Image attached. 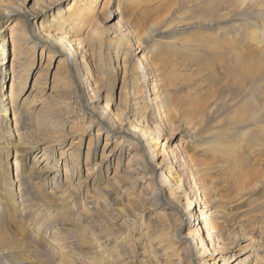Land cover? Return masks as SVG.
<instances>
[{
  "label": "rangeland",
  "instance_id": "obj_1",
  "mask_svg": "<svg viewBox=\"0 0 264 264\" xmlns=\"http://www.w3.org/2000/svg\"><path fill=\"white\" fill-rule=\"evenodd\" d=\"M105 1L96 0L99 10L96 18H93V28L85 23L86 27L79 35L70 36L82 39L81 44L74 45L75 58L79 62L76 66L71 56L64 61L57 48L36 39L32 29L42 25L56 38L63 37L65 33L60 29L68 28L70 19L74 17L71 14L87 0H0L1 6L12 9L20 5L31 11H39L41 6L49 7L44 14H38L30 20L25 12L2 16L3 21L7 19L8 41L5 62L0 65V70L5 68L0 83L7 97L6 102L11 101L10 107L14 106L17 113L15 117V111L13 113L12 108L9 110L10 128L15 132V142L20 143L21 147H24L23 141L25 145L30 139L36 142V148L29 149L27 159L21 156L25 152L17 156L24 160L28 180L38 182L41 186L39 192H31L22 185L15 168L18 166L20 170V159L17 165L13 164L15 146L9 159L11 164L5 163V169L11 167L14 172V191L17 201L21 203V223L45 241L52 242L60 250L57 256L63 261L72 258L79 261L69 264H98L92 258L94 252L101 253L98 259L103 264H201V260L205 263L214 260L215 264H236L250 253V264H264V164L259 174L261 182L254 181L252 189L246 191L239 188L241 182L236 170L244 173L259 166L257 161L260 159L264 162V141L253 144L243 137L239 141L235 135L230 136L228 133L231 126L227 127L226 122L233 109L225 105L221 108L218 102L223 92L227 93L230 88V81L221 75L216 64L198 66L196 59L199 56L189 53L195 46L192 49L170 46L166 42L168 38L165 37L164 42H155L144 33L155 19H163L159 28L163 30L168 25L169 33L174 31L172 40L177 41V44L202 36L205 32L199 20L207 11L204 2L110 0L109 8L105 9ZM246 3L255 11L260 10L251 16L257 20L254 27L257 26V33L264 42V7L257 5L262 0H246ZM115 8L122 11L120 27L113 26L119 17L112 14ZM19 18L24 19L19 29L23 31V28L24 33L13 39L11 28ZM0 25L3 26V23ZM118 31L125 35L121 37ZM32 43L37 45L28 48ZM118 46L130 47L133 57L121 54L117 58ZM138 56L148 67L149 78H143V68H139V71L134 69V64L139 65L136 64ZM14 60L16 63L13 68ZM88 72L95 81V95L103 98L99 105L112 99L114 111H126L113 127L103 130L99 140L96 138L98 122L88 129L93 112L82 99L88 85L83 87L78 81L79 75L84 76ZM14 75L17 77L13 82ZM153 82L156 88H153ZM122 87L124 91L121 95ZM25 103H28L30 115L25 116L23 126L18 121L21 120L20 108L25 107ZM206 105L208 108L205 110ZM129 121L138 122L148 132L147 136L154 139L153 143L160 137L158 156L154 157L153 164L147 162L151 170L144 173L146 176L143 170H133L136 162L144 157L145 147L143 143L135 142L133 131H128ZM3 140L0 139V145L5 150L2 152L4 157L3 153L8 149L2 143ZM164 142L165 149L162 147ZM119 143L121 148L114 151ZM216 144L222 148L228 146L226 152L221 153V150L216 149ZM172 149L176 153H172ZM182 149L207 164L200 165L198 179L192 172V180L188 175L180 184L176 181L174 190L177 193L173 198L177 205L184 206L180 213L176 207L170 206L171 200L167 196L160 194L156 204L154 190L160 183L162 172L175 176L174 170L178 169L179 174L182 173L183 168L178 166L180 162L175 159ZM46 150L50 151L46 153ZM135 153L140 158L134 160L131 156ZM181 157L184 160L183 154ZM2 167L4 163L0 164ZM211 180L214 182L212 185ZM198 187H201L198 195L205 205L216 202L209 205L211 210L217 212L210 226L213 243L206 230L200 235L201 244L180 238L182 233L178 229L181 223H184V233L187 231L185 223L189 221L188 215L184 213L187 198L189 195L194 198ZM43 194L52 198L62 197L67 202L62 199L43 202ZM93 199H96V205L90 203ZM196 210H200L199 204ZM91 211L95 221L90 223L85 221V217ZM12 221H8L9 230L14 229ZM83 225H87L83 233L89 242L80 245L81 237L74 233ZM97 236L102 239H96ZM217 236H221V242ZM27 239L28 244L30 238ZM114 241L116 246H113ZM24 243L22 254L25 256ZM35 245H27L38 252L35 264H55L43 246L39 243ZM195 248L199 254H196ZM61 251L72 254L65 255ZM256 254L262 256V262L256 258ZM0 264L26 263L25 259L16 260L0 251Z\"/></svg>",
  "mask_w": 264,
  "mask_h": 264
},
{
  "label": "bare ground",
  "instance_id": "obj_2",
  "mask_svg": "<svg viewBox=\"0 0 264 264\" xmlns=\"http://www.w3.org/2000/svg\"><path fill=\"white\" fill-rule=\"evenodd\" d=\"M202 1L204 2V5L207 8L205 15H201L200 20H199L200 23L202 24L201 25L202 31L205 32L202 36H199L198 38L190 40V41L187 40V41H183L182 43L180 42L179 44H177L178 43L177 41L172 40L171 34L174 31H171L169 33L170 29L168 28L169 27L168 25L164 27L163 30L159 28V24L160 22L162 23L163 19H160L158 21L157 19H155V21L149 25V27L147 28L146 31H144V33L149 37L150 40L152 38L153 40H155V42L158 40L160 42H164V39L166 37L168 38V41L166 42L167 44H170V46L179 45L180 48H185V49H192L195 46V48L193 50H190L189 53L191 55L197 54L199 56V59H196V63L198 64V66L202 64H216L221 72V75L223 77L226 76L230 81L229 83L230 88L227 90V93L223 92V95L218 102L221 108H223V106L225 105V107L229 106L230 108L233 109L230 115L231 118L229 117L226 122L227 127L229 125L231 126L227 130L228 133L230 134V136L235 135L238 138V140L239 138L243 137L244 140H247L250 143L253 142V144H260L262 141H264V42L260 34L258 35L257 33V26L254 27V23L256 25L257 20H255L251 16L252 14H256L260 10L256 9L255 11L253 7H251L250 5L246 3V0H243V2H241V0H202ZM110 3H111L110 0H106L104 2L103 8L108 9L110 6ZM1 5H0V24L3 23V26L0 25V44H1L0 61H2L0 62V65L2 66L5 62V53L7 49L6 45L8 41V38H7L8 34L6 33L8 29L5 26L7 19L3 21L2 16H6V14L11 15V13H14V12L19 13V14L25 12V14L28 17V20H30L32 17L36 18L35 16H37L38 14H42V13L44 14L45 10L49 9V7L41 6L39 11H31L21 5L18 7L16 6L13 9L8 8L9 6L4 7ZM257 5H262L264 7V0H262L261 4L257 3ZM224 7L225 9L223 10ZM227 7H229L228 10L226 9ZM98 10L99 8H98V3H96V0H87V2L83 6H81L79 10H75L71 14V16H74V17L70 19L71 23L67 25L68 28L62 27L60 29V31H64L63 33H65L63 37L56 38L54 34L51 33L50 30H45L42 25H40V27L35 26V29H32V34L34 37H36V39H38L40 42H43L45 45H49V46H53L57 48V51L60 53V55L61 56L63 55L64 61L69 56H71L73 58L71 59L73 61L75 60L74 62L76 66H78L79 62L76 61L77 59L75 58L76 48L74 45L76 43L81 44L82 39L80 38L74 39V38H71L70 36L73 34L79 35L82 29L86 27L85 23H88L87 26H89V28H93L92 27L93 18L94 17L96 18V14ZM121 12L122 11L120 8L119 9L115 8V10L112 12L114 16L116 15L119 16L118 21L113 26L120 27L122 25V18L120 17ZM1 20L3 22H1ZM23 20L24 19L19 18L18 20L14 21V25L11 28V37L13 39L18 38L19 35L21 36V34L24 33L23 28H22L23 31L19 30L21 29V26L23 25V22H24ZM45 20H48V17H45ZM164 20L167 21V19H164ZM118 33L121 37L122 35H125L123 34L122 31H118ZM148 37L147 38L145 37V38L148 39ZM76 40L77 42H75ZM187 42H194V43H187ZM35 45H37V43H32L31 46L28 45V48H31V47L33 48L35 47ZM117 49H116L117 58H119L121 54H124L126 57H133L130 47L118 46ZM15 63L16 62L14 60L12 64L13 68H14ZM137 63L139 65L136 66L134 64L133 66L134 69L136 71L137 70L139 71V68H143L142 71L145 73L143 74V78H147L149 75V72L147 71L148 67L146 66V64H144V61L141 59V56H138V60L136 64ZM87 66L89 70L90 69L89 65ZM3 72H5V68H2L0 70L1 83L4 77ZM91 76L89 75V72L88 74L84 76L81 74L78 76V81L80 85H82L83 87L84 85H88V90H86V92L84 93V98L82 99L84 100L85 106L90 108L93 112V115L90 117L88 129L89 130L91 129L94 122H98L99 124L98 126L99 129H98V132L96 133V138L99 140L103 130L104 129L108 130V128L111 126L113 127V124H115L116 121L121 119V117L126 111L125 109L117 110L118 113L117 111H114L111 107L114 104L112 99L108 100L107 103H105L106 102L105 101L104 104L99 105L101 100L103 101V98L101 96L95 95V92H94L96 88V86L94 85L95 81ZM15 77L17 76L14 75L13 82L15 81ZM1 83H0V139H4L2 143H4V146L8 150L6 153H3L4 154V157H3L2 152H5V150H3L0 145V164L4 163V167L0 168V251L4 252L5 254L7 253L10 258H13L16 260L25 259L26 264H35V261L38 260V256H37L38 252H34L31 248L29 249L27 245L28 244L29 246L30 244L37 245V243H39L40 246H43L42 247L43 250L46 251L48 255H50V260L53 261L55 264H69L70 262H79V261H76L74 258H72L69 261H63L64 259L62 258L60 259L57 256V252L60 250H58L55 246H53L54 244L52 245L51 244L52 242H48L49 240L45 241L43 238L40 237V235L31 231L30 230L31 228H29L26 225H23L24 223H21V220L19 219V210L21 209L20 208L21 203L17 201L16 193L14 191V185H15L14 172L11 169V167L10 168L8 167V169H5V163L9 162V159L13 152L12 149H14V147L16 146L15 148L16 158L13 164L17 165L16 162L18 159H20V162H21L20 170L18 166L15 167L17 170L16 175L19 178L21 177L20 178L22 180L21 183L24 186V188L27 187L29 191L31 192H34L35 190L39 192V188L41 186L38 184V182L28 180V171L25 168V163H24L25 158L27 159L28 154L30 153L29 149L36 148L35 147L36 142H33V140L31 142V139H30L29 141H26V145H25V142L23 141L24 147H21L20 143L17 144V142H15V138H16L14 137L15 132H13L12 131L13 129L10 128V122H9L11 120L9 118V110L12 108L13 113L15 110L13 108L14 106L10 107V104L12 103L11 101L6 102L7 97H5ZM25 84H26V81H25ZM152 85H153V88H156L154 82ZM123 91H124V87H122L121 95L123 94ZM207 108H208V105L205 106V110ZM20 109L22 110L21 112H19L21 120L18 122H20L21 125L23 124V126H25V116L30 115L28 103H25V107L23 106ZM156 110L159 111V109H156ZM106 111L108 112L107 114H105ZM201 111H203L202 108H201ZM16 114L17 113L15 111L14 113L15 117H17ZM129 123H130V126H129L130 128H128V131L134 132L133 135H134V138H136L135 142L141 143V144L143 143L145 147L144 154L146 155V157L145 155H143L144 157H141V160L139 162H136L137 164L134 163L136 165L133 168V170L138 171V169H140L144 171L143 174L144 173L146 174L148 170L149 171L151 170V167L148 166V163H150V165L153 164L154 157L158 156V153H159L158 147H159V144H161V142H159L160 137L158 138L157 141L153 143L154 139L149 138L148 137L149 135L147 136L148 132L145 131L144 128H142L138 122L129 121ZM259 127L260 129L257 130ZM157 131L159 132L158 128H157ZM228 133L226 135H228ZM32 136H30V138ZM134 145L132 146V148H134ZM165 145H166V142L162 144V147L164 149H165ZM121 146L122 145H120L119 143V145L116 146L114 151L118 150V148H121ZM179 147L180 145H178V148ZM227 147L222 148L220 145L218 146V144H216V149L221 150L220 151L221 153L226 152ZM21 148L23 149L20 151ZM48 151L46 150V153ZM22 152H25V154L21 155L20 153ZM171 152L176 153V150L172 149ZM187 152L188 151L184 149L181 150V154H183L184 160H181L182 159L181 154H179L178 158H175L176 162H180L178 166H180V168L181 167L183 168L182 173L179 174L178 169L176 171L174 170L175 176H173V174L171 175V174L162 172L160 175V183L154 190V193L157 195V198H155L156 204L159 202L158 197L160 196V194L164 197L167 196L168 199L171 200L170 206L173 208L176 207V209H178L180 213L183 211L182 209L184 206L177 205V203L174 201V198H173V196L176 195L177 193V191L174 190L175 189L174 185L177 184L176 181H178L180 184L183 179L184 180L185 178L187 179L188 175L190 176V179L192 180L193 179L192 172L195 173V177L198 179V177L200 176L199 171H201L200 165L207 164L206 161L200 160L194 156L192 157L188 155ZM17 155H21L24 158V160L22 157L17 156ZM147 155H149L148 158H147ZM105 156L102 158V160L105 159ZM131 157L134 158V160H136L137 158H140L139 155L136 153L135 155L133 154ZM262 160L263 159H260L259 162L257 161L259 166L252 167L251 169L246 170L244 173L243 172L241 173L239 169L236 168V170L238 171L237 174H239L237 175V178L241 182L239 188L242 191H246L248 188L252 189L254 185L252 183L254 181L258 183L261 182L262 178H259V174L264 164ZM155 163L156 162H154V164ZM10 164H11V161L9 162V166ZM155 165L157 166V164ZM153 168L154 167L152 166V169ZM153 173H155V170H153ZM145 174L144 176H146ZM179 176L181 178H179ZM213 183H214L213 180H211L210 184L212 185ZM200 188L201 187H198V192L196 191V196L194 195V198H190L189 197L190 195H189L186 201V207L184 208V213L188 215V219H189V221L185 223L187 231L184 233L182 232V227L184 226L183 222L181 223L178 230L182 233V236L180 238H188L190 239L192 243H195L196 241L197 244H201L202 241L200 239V235L202 231L206 230L208 238H210V240L213 243L212 232H211L210 226L215 220L213 218L214 217L213 215H217V212H215L216 211L215 209L211 210L209 205H214L216 204V202L215 203L209 202L208 204L205 205V202L203 201L202 197L198 195L200 192ZM1 195L3 196L4 199L1 197ZM42 196H43V202H48V203H51L52 201L56 202V199H62L63 202L65 203L67 202V200L62 197L52 198V196H49L47 194H43ZM96 202H97L96 199H93L90 203L96 205ZM198 204L200 207L199 211L196 210V207ZM94 205H92L93 208H94ZM53 215L55 216V214ZM9 220H13L12 222H14L15 224L14 229L12 230L8 229ZM86 220H88L90 223L95 221L92 211L90 215H87L85 217V221ZM207 220H210L211 222L209 223V221ZM26 222L27 221H25V223ZM203 223L206 225L203 226ZM206 226H209V227H206ZM86 227L87 225L78 227L76 230V233H74V234H78L81 237L80 245L86 242H89V239L83 233L84 230H86L85 229ZM27 237L30 238L28 241V244L26 242V240H28ZM216 238L218 241L220 242L222 241L221 236H217ZM24 239H25V243H24ZM96 239H102V237L97 236ZM23 243L25 245V256L24 254H22ZM113 246H116L115 241H114ZM195 249H196V254H199L200 252L199 251L197 252V248ZM62 253L65 255L72 254V253H67V252H62ZM213 254H216V253H213ZM250 254H247V255L245 254V256L240 258V260L236 264H250V260H249ZM91 255H92V258H95L98 264H103V262H101L100 259H98V256H100L101 253L94 252ZM256 258L260 260L263 259L262 256L259 254H256ZM262 261L263 260H261V262ZM205 262L204 260H201V264H215L214 260L211 262L209 261L207 263ZM261 262L258 261V263H261Z\"/></svg>",
  "mask_w": 264,
  "mask_h": 264
}]
</instances>
